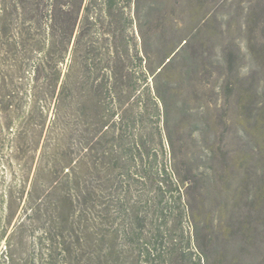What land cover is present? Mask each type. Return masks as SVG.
<instances>
[{
    "label": "rangeland",
    "instance_id": "obj_1",
    "mask_svg": "<svg viewBox=\"0 0 264 264\" xmlns=\"http://www.w3.org/2000/svg\"><path fill=\"white\" fill-rule=\"evenodd\" d=\"M143 12L141 26L119 33V49L133 39L131 55L145 53L155 69L174 50L163 80L174 84V170L194 187L179 192L175 183L159 197L150 181L82 166L67 178L62 168L79 153V129H70V152L48 128L35 130L34 95L50 93L34 88L39 55L17 61L0 39V264H152L144 251L152 224L164 216L174 230L181 212L186 237L210 264H264V0H144ZM98 41L97 61L106 53ZM81 86H70L69 100ZM146 136L169 160L153 125ZM134 224L144 230L140 243L126 231Z\"/></svg>",
    "mask_w": 264,
    "mask_h": 264
},
{
    "label": "trees",
    "instance_id": "obj_2",
    "mask_svg": "<svg viewBox=\"0 0 264 264\" xmlns=\"http://www.w3.org/2000/svg\"><path fill=\"white\" fill-rule=\"evenodd\" d=\"M1 7L0 39L10 47L7 53H13L17 61L27 51L39 55L32 70L34 88L40 90V84H45L50 92L44 98L35 93L28 120L41 135L48 128L55 135L53 141L65 145L68 152L70 129H79V153L67 154L62 168L67 178L72 169L82 166L107 174L119 171L128 181H150V193L159 197L175 183L179 192L182 185L192 189L195 182L187 176L180 178V172L174 170L175 144L170 129L174 84L163 82L174 67V50L160 55L155 69L145 53L131 55L133 39L122 42L123 52L119 49V33H126L136 21L141 26L144 0H4ZM150 9L158 7L152 4ZM99 39L106 53L97 61L92 56ZM184 46H189L188 40ZM75 81L82 85L81 92L69 100L68 91ZM152 125L159 134L164 159L169 156L167 161H160L157 150L152 152L146 136ZM66 197L72 203L71 196ZM183 218L182 212L174 217V230L164 216L160 225L152 224L151 240L144 246L145 262L210 264L195 238L193 241L191 234L186 237ZM131 227L126 230L132 234L129 239L140 243L144 230L135 224Z\"/></svg>",
    "mask_w": 264,
    "mask_h": 264
}]
</instances>
